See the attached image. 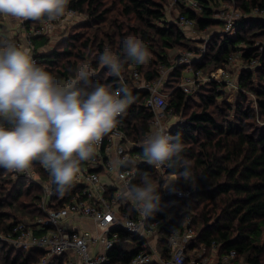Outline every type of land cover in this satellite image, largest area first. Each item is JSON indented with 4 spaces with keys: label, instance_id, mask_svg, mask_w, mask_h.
Masks as SVG:
<instances>
[{
    "label": "trees",
    "instance_id": "1",
    "mask_svg": "<svg viewBox=\"0 0 264 264\" xmlns=\"http://www.w3.org/2000/svg\"><path fill=\"white\" fill-rule=\"evenodd\" d=\"M165 1L70 0L68 8L85 14L86 20L57 33V41L47 46L49 50L42 56L41 66L54 78L63 80L75 75L73 70L89 60L98 71L92 78L94 81L111 85L113 91L123 85L137 98L118 124L131 142L143 139L154 116L147 107L149 94L134 88L132 68L144 80L154 81L160 67H173L164 88L169 93L168 108L181 116L182 121L173 125L170 133L182 138L185 145L182 155L190 162L195 184L177 182L193 193L185 199L174 195L166 199L164 204L169 209L165 206L162 215L172 212L173 215L169 216L163 233L168 235L191 218L197 236L190 242V250L201 247L210 250L213 244H218L221 253L236 250L238 261L264 264V19L236 20L231 36L224 32V22L214 17L212 4L218 5L221 0H199L200 12L183 3L179 6L181 14L193 20L194 29L209 36L195 40L187 31L168 23ZM177 1L180 5L184 0ZM224 1L232 2L244 16L255 9L264 14V0ZM128 36L140 40L147 48L150 56L146 63L137 64L126 58L123 41ZM194 42L206 46L201 58L194 62V68L204 76L234 68L235 64L229 61L234 52L240 53L242 66L259 62L254 68L240 69L235 79L239 90L234 102L228 101L229 91L223 80H209L193 95L181 90L185 66L177 62L179 58L172 64L171 52L199 48ZM106 51L123 62L120 77L106 76L108 69L99 62ZM139 151L142 155V150ZM143 172L159 182L160 174L143 165L138 170L137 183ZM164 172L171 175L173 169L165 168ZM41 195L42 190L36 185L0 168V233L9 234L15 222L27 215L38 216ZM137 251L138 248L122 253L114 251L111 256L129 264ZM43 254L40 250H17L0 242V264H36ZM65 259V255L53 257L48 264H64Z\"/></svg>",
    "mask_w": 264,
    "mask_h": 264
},
{
    "label": "built area",
    "instance_id": "2",
    "mask_svg": "<svg viewBox=\"0 0 264 264\" xmlns=\"http://www.w3.org/2000/svg\"><path fill=\"white\" fill-rule=\"evenodd\" d=\"M189 1L183 2L194 10L200 9L199 0H194L193 5L188 4ZM69 10L74 14L53 21L51 28L46 21L36 23L30 20L16 21L13 26H6L0 16V39L11 41L17 47H28L32 58L41 66L42 56L49 50L47 48L51 43L49 38L57 37L59 31L82 23L85 19L83 13ZM222 14L224 15V11ZM246 17L264 19V14L255 9ZM221 18L216 19L224 22V32L233 36L236 20L228 13ZM177 22L182 31L194 29L193 20L184 15H180ZM46 38L47 42L40 44ZM52 41L55 43L56 38ZM178 57L177 62L183 64L185 70L189 68L188 72L191 74V77L187 78L184 75L185 71L182 72L180 88L187 95H192L196 91L202 77L204 83L209 80H223L228 91L234 86L232 92H238L239 87L229 70L214 71L204 76L201 70L193 67L195 62L193 52H183ZM200 58L201 56L196 61ZM239 60V52L230 54L231 65H236ZM258 63L255 60L251 66L241 68H254ZM166 70L168 68L160 67L154 81L144 80L137 69L131 70L130 77L134 81V88L149 94L147 107L154 114L149 123V130L141 141L131 142L126 132L118 125L113 133L105 136L99 143L94 158L81 163L77 179L63 194H56L49 171L39 163L35 164L31 175L11 172L14 177L22 178L28 184L36 185L42 190L37 205L40 214L32 220H17L9 234L0 233V242L9 244L17 250L43 251V256L36 264H48L53 257L62 255L66 256L64 264H122L113 260L111 252L122 253L134 248H138V251L133 254L129 264H240L236 250L221 253L218 244H213L210 250L202 247L190 250L189 244L197 236L191 218L168 235L163 233L164 227L170 221L169 216L173 215V212L162 215L164 210L169 209L164 204L166 199L170 195L185 199L193 193L191 189L182 188L177 183L173 189L165 190L163 188L165 181H175L176 176L174 180L173 175L164 172L165 168L161 170L153 168L139 151L142 150L143 140L156 131L157 125H164L170 132L173 125L178 122L177 119L174 123L166 122L168 116L175 115L168 108L167 101L161 93L163 85L167 82V78L164 80ZM89 71L93 73L92 78L97 73L94 69ZM61 81L79 84L75 75ZM178 118L182 121L181 116ZM118 161L124 163L118 164ZM143 165L160 174L161 184L162 211L147 218L122 196L124 185L137 183L138 170ZM123 233L127 236H123ZM133 238L138 240L134 241Z\"/></svg>",
    "mask_w": 264,
    "mask_h": 264
},
{
    "label": "clouds",
    "instance_id": "3",
    "mask_svg": "<svg viewBox=\"0 0 264 264\" xmlns=\"http://www.w3.org/2000/svg\"><path fill=\"white\" fill-rule=\"evenodd\" d=\"M69 3L0 0V16L17 22L46 21L51 28L53 21L74 14ZM123 44L127 59L137 64L149 59L140 40L128 36ZM99 62L108 69L106 76L120 77L123 62L116 55L106 51ZM73 71L78 85L54 78L36 63L28 47L0 39V168L31 175L39 163L49 171L56 194L73 185L81 163L94 158L99 143L113 133L119 118L137 99L123 85L113 91L111 85L94 81L87 69ZM184 150L181 136L162 124L142 142V155L149 165L156 170L173 169L171 175L180 177L166 180L165 190L178 181L195 184ZM160 190L161 184L143 172L139 183L124 185L122 196L147 218L162 211Z\"/></svg>",
    "mask_w": 264,
    "mask_h": 264
},
{
    "label": "rangeland",
    "instance_id": "4",
    "mask_svg": "<svg viewBox=\"0 0 264 264\" xmlns=\"http://www.w3.org/2000/svg\"><path fill=\"white\" fill-rule=\"evenodd\" d=\"M195 1L194 0H190L189 2H188V4H190V5H193V3H194ZM184 3V5H186L185 4V2H181V4L179 5L178 3H176V1L175 0H167V1H165V16H166V20L168 21V23H173V24H175V25H178V22H177V19L180 17V15H182L181 14V10L179 9L180 7L179 6H181L182 4ZM187 6V5H186ZM212 6L213 7H215L214 8V10H215V16L214 17H216V18H220V19H222L221 17H225L226 16V14L228 13L229 15H230V17L233 19V20H239V19H241V18H243V17H246V16H244L242 13H241V11H240V9H238L234 4H232V2H227V1H224V0H221V1H218V5H215V4H212ZM190 9H192V7L191 6H188ZM200 10V9H199ZM199 10H195V11H199ZM224 11V15L222 14V12ZM200 12V11H199ZM85 15V14H84ZM86 15H85V19H84V21L86 20ZM247 18V17H246ZM43 22V21H42ZM41 22V23H42ZM180 25V24H179ZM187 31V33H188V36H190L191 38H194L195 40H198L199 39V37L201 38V39H204V38H207L208 39V37L209 36H207V34H204V33H202V32H198L196 29H192V30H186ZM201 34H203L202 36H201ZM205 36V37H204ZM55 38V37H54ZM53 38V39H54ZM53 39H50L49 38V41L51 42L50 43V45L52 44V40ZM57 41V40H56ZM194 44L195 45H197V47H199V48H195V49H183V50H181V51H179V52H177V51H174V52H171V57H172V64H174L175 62V60H177L179 57V55L181 54V53H183V52H188V50H192V51H190V52H193L194 53V55H195V61H196V59L199 57V56H201V54H203V52H204V49H205V44H202L201 42H194ZM200 53V54H199ZM176 58V59H175ZM242 64H243V62H242V60H239L238 62H237V64L236 65H234V68L233 67H228L227 69L229 70V71H231V72H233V74H232V77H233V79L235 80L236 79V77H237V75L240 73V69H241V67H242ZM193 67H194V64H193ZM240 67V68H239ZM79 68L80 69H87V70H89V69H94V70H97L96 68H94V67H92V65H91V62L88 60V61H86L85 63H82L80 66H79ZM239 68V69H238ZM134 69H136L135 67H133L132 68V70H134ZM189 69V68H188ZM188 69H184L183 70V72H184V75L187 77V76H190L191 77V74L188 72ZM173 70V67H168V70H166L165 71V73H164V80L167 78V80H168V78H169V74H170V72ZM96 72H98V71H96ZM208 75V73H206L205 74V76H207ZM189 77V78H190ZM188 78V77H187ZM205 83H204V77H202V79L200 80V82L198 83V87H197V89H196V91L197 90H199V88L201 87V85H204ZM163 86H165V85H163ZM234 86H232L231 87V89H229L230 91L228 92V101H230V102H234V100L236 99L235 97H236V95H237V93L238 92H232L233 90H234ZM161 93L164 95V97H165V100L168 102V95H169V93H168V90L166 89V88H162L161 89ZM170 91V90H169ZM196 91L193 93V94H195L196 93ZM192 94V95H193ZM176 119H177V121H179V120H181L180 118H178V116L175 114L173 117L171 116H168L167 118H166V122H169V123H174L175 121H176ZM175 179L177 180V177H175ZM174 179V180H175ZM175 180V181H176ZM159 182H160V178H159ZM177 183V182H176ZM38 210H39V208H38ZM39 214H40V210H39ZM26 218V220H32L33 218L32 217H30L29 215H27V217H25ZM25 218H23L24 220H25ZM136 243V242H135ZM41 258V257H40ZM239 263L240 264H245L243 261H242V259L241 260H239Z\"/></svg>",
    "mask_w": 264,
    "mask_h": 264
},
{
    "label": "crops",
    "instance_id": "5",
    "mask_svg": "<svg viewBox=\"0 0 264 264\" xmlns=\"http://www.w3.org/2000/svg\"><path fill=\"white\" fill-rule=\"evenodd\" d=\"M1 20L3 21L4 25H6V26H13L15 24V22H16V21L12 20L11 18H6V17H3V16H1Z\"/></svg>",
    "mask_w": 264,
    "mask_h": 264
},
{
    "label": "bare ground",
    "instance_id": "6",
    "mask_svg": "<svg viewBox=\"0 0 264 264\" xmlns=\"http://www.w3.org/2000/svg\"><path fill=\"white\" fill-rule=\"evenodd\" d=\"M172 178H173V177H172ZM173 179H174V178H173ZM25 217H27V216H25ZM25 217H24V218H25ZM20 218H21V217H20ZM22 218H23V216H22ZM25 220H26V218H25ZM1 233H2V231H1Z\"/></svg>",
    "mask_w": 264,
    "mask_h": 264
}]
</instances>
